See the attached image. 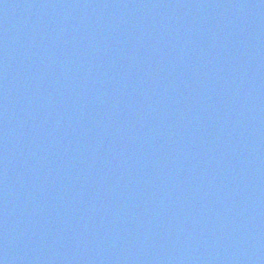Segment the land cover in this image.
Instances as JSON below:
<instances>
[{"label": "water", "instance_id": "95a60500", "mask_svg": "<svg viewBox=\"0 0 264 264\" xmlns=\"http://www.w3.org/2000/svg\"><path fill=\"white\" fill-rule=\"evenodd\" d=\"M0 264H264V0H0Z\"/></svg>", "mask_w": 264, "mask_h": 264}]
</instances>
